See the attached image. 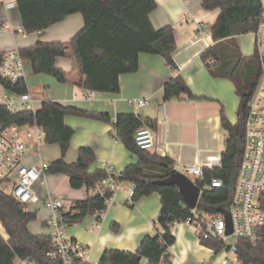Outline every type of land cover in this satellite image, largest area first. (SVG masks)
<instances>
[{
	"label": "trees",
	"instance_id": "1",
	"mask_svg": "<svg viewBox=\"0 0 264 264\" xmlns=\"http://www.w3.org/2000/svg\"><path fill=\"white\" fill-rule=\"evenodd\" d=\"M200 3L204 10H219L209 28L213 43L201 52L202 61L211 75L230 79L235 85V93L240 96L237 121L229 122L220 112L226 138L219 164L205 168L203 177L194 180L199 187L215 177L220 178L223 184L220 188L201 191L196 211L202 216L219 214V207L230 202L242 155L244 116L248 100L258 85L262 62L256 48L250 56H243L236 41L238 35L256 31L260 20V0H200ZM15 7L19 10L25 33L43 31L72 13L80 12L83 18V27L67 42L38 41L18 49L21 57L30 62L34 74H50L57 82L64 83L69 77L55 62L59 57L70 56L73 73L77 77H74V82L88 91L116 93L120 90V76L137 70L140 53L159 55L171 70L176 71L172 54L175 49L173 28L165 25L156 29L149 18L157 7L154 0H15ZM2 83L9 91H26L25 81L15 85ZM181 93L194 98L180 75L163 84L164 100L178 98ZM67 114L110 122L106 112L81 110L50 99L41 101L34 113H12L0 105V121L32 124L35 120L43 131V143L58 145L60 156L49 162L48 174L68 176L70 188L80 189L85 185L90 189L106 175V171L101 167L89 170L95 161L90 146L79 147L75 160H65L74 132L64 122ZM143 124L151 129L155 127L154 120H142L132 112L115 115V137L136 156V161L126 164L118 177L134 187L132 203L153 192L159 194L161 204L156 216V232L142 237L134 251L103 249L98 264H140L142 258L147 260L146 264H173L169 247L175 237L171 226L175 222H184L190 216V208L182 200L177 185L155 184L156 180L171 174L173 160L168 155L152 152V149L139 148L134 134ZM20 205L0 188V223L4 233H0V264H14L15 259L31 264H65L61 257L47 254L52 245L48 234L30 231L29 224L35 219L36 211ZM105 207L104 197L89 195L84 199H74L62 209L63 220L68 226L82 222L86 215H96ZM262 207L264 210V197ZM256 232L254 241L239 238L236 242L239 264H264V224ZM201 243L214 250L215 254L223 247V243L215 238L201 239ZM68 264L92 263L73 256Z\"/></svg>",
	"mask_w": 264,
	"mask_h": 264
},
{
	"label": "crops",
	"instance_id": "2",
	"mask_svg": "<svg viewBox=\"0 0 264 264\" xmlns=\"http://www.w3.org/2000/svg\"><path fill=\"white\" fill-rule=\"evenodd\" d=\"M154 1L157 7L149 15L154 28L159 29L165 25L173 28L175 49L172 54L176 71L170 69L163 57L140 53L137 70L120 76L119 92H94L74 82L76 74L73 73V59L70 56L59 57L55 64L69 77L68 81L61 83L68 94L51 99L44 97L40 91L36 92V85L32 84V80H27L26 74V90L35 97L37 106L41 101L50 99L64 106L106 112L110 116V122H106L85 116L65 115L64 122L74 130L65 154L66 161L76 159L79 147L90 146L95 154V161L89 166V170L100 168L102 162H107L115 174L119 175L126 164L136 161V156L115 137L114 119L117 113L132 112L142 120L150 118L155 121V127L152 128L155 136L152 152L162 156L168 155L173 160V169L184 170L186 165L194 161H199L205 165L204 167L219 163L226 138L221 127L220 112H223L229 122H235L236 119L234 115L232 117L231 112L238 102L232 81L211 75L201 58V52L213 43L209 28L219 10H204L200 0ZM183 14L192 17L193 21H179ZM83 25V18L79 12L67 15L62 21L48 26L43 31L13 35L11 30L22 27L19 10L15 6L5 9L0 3V53L14 48L29 47L38 41L67 42ZM255 38L254 32H246L236 37L243 56L253 54ZM27 62L30 66V62ZM261 67L262 73L257 82V89L264 88V61ZM175 75L182 77L194 98L181 93L178 98L163 99V84ZM85 94L91 95L90 98L85 97ZM138 98L148 99L147 106L138 108L134 104V99ZM40 152L42 156L41 147ZM55 156H60L59 150ZM49 175L47 174L46 178ZM54 178L57 183H64L65 189H57L53 195L61 197L67 204L71 200L84 199L90 195V189L85 185L80 189L70 188L68 176ZM40 183L35 185V189L42 196L40 198H43L48 192L43 194L39 192L37 186ZM123 185L131 187L129 183L123 182ZM113 203L104 209L98 227L95 226L96 215H91L84 220L85 223L71 224L72 226L67 228L68 237L88 247L89 254L86 260L92 264H98L103 249L134 251L142 237L156 232V216L161 204L157 192L140 197L129 205L125 203L124 194L117 191L113 196ZM39 222L43 227L42 231L33 230L29 224L30 231L35 234H47L46 219H40ZM0 233L4 235L1 223ZM171 233L175 237L174 243L169 247L173 264H224V253L219 251L215 254L213 250L199 242L191 225L185 221L174 223L171 226ZM146 262L147 260L142 258L140 264ZM14 264L27 262L15 259Z\"/></svg>",
	"mask_w": 264,
	"mask_h": 264
},
{
	"label": "built area",
	"instance_id": "3",
	"mask_svg": "<svg viewBox=\"0 0 264 264\" xmlns=\"http://www.w3.org/2000/svg\"><path fill=\"white\" fill-rule=\"evenodd\" d=\"M261 2L260 20L254 32L255 48L260 62L264 61V0ZM5 9L15 6V0H0ZM181 22L193 21L192 17L182 15ZM12 34H24L22 27L11 30ZM24 59L19 50L6 51L0 55V105L10 112L37 110L36 99L29 91L12 92L5 88L3 81L12 85L19 81H25ZM91 95L85 94L90 98ZM148 99H134V104L140 108L147 106ZM243 125L242 155L238 163V170L232 187V196L227 204L231 216V232L226 233V221L222 214L200 216L196 207L190 209V216L186 217V223L191 225L199 242L201 239L215 238L223 243L221 251L224 253L223 263L234 264L236 259V242L239 238L254 241L257 238V229L264 224V210L262 207L264 197V88H256L247 103ZM136 144L141 149L149 150L155 145V136L152 129L143 124L135 134ZM43 131L38 123L32 124L11 123L0 121V188L7 190L12 198L20 202L28 209L41 200L47 208L48 214L47 234L52 240L51 249L47 253L56 255L68 264L71 257L76 256L86 260L88 247L83 246L77 240L68 237V224L63 220L62 209L67 208L61 197L47 194L40 198L35 185L45 180L48 174L49 163L41 156L40 145L43 142ZM220 161V160H219ZM219 164V163H218ZM216 164V165H218ZM205 165L194 161L184 167L186 175H192L195 179L202 178ZM101 167L106 175L100 177L90 188V196L104 197L105 206L113 205V196L117 191L124 194L125 203L132 205L134 187L123 185L117 174L107 162H102ZM194 182V181H193ZM223 184L220 178L210 179L200 187L203 189L220 188ZM105 207V208H106ZM96 214L97 223L103 213ZM199 218V219H197ZM177 223V222H175ZM230 238V240H228ZM264 246V243H263ZM211 249V248H210ZM212 250V249H211ZM233 252L230 258L228 252ZM214 252V250H213ZM31 264V263H27Z\"/></svg>",
	"mask_w": 264,
	"mask_h": 264
},
{
	"label": "rangeland",
	"instance_id": "4",
	"mask_svg": "<svg viewBox=\"0 0 264 264\" xmlns=\"http://www.w3.org/2000/svg\"><path fill=\"white\" fill-rule=\"evenodd\" d=\"M25 74H27V80H32V84L36 85V87H37L36 92H39V91L42 92L44 97L47 96V98H50V99L51 98H61V97H64L65 95L68 94L67 90L65 88H63L61 83L57 82L54 79V77L51 76L50 74L47 75V74H42V73L41 74L32 73L31 70H30V66H29L27 61H25ZM234 87H235V85H234ZM234 91H235V89H234ZM236 96H237V101L238 102L236 104V107H234V109L231 112L232 117L234 115V118L236 119L235 121H237V118H238L237 115H236V110H237V107H238V105L240 103V101H239L240 96L238 94H236ZM40 147H41L42 156H43L44 161L50 162L51 160L57 158L55 156V153L58 154V150H59V147H58L57 144L47 145V144H44L42 142ZM178 170L181 171V172H184L183 169L182 170L178 169ZM187 176L192 181L195 180L194 176L189 175V174ZM54 177L61 178V175H55V174L49 175L44 181H42L37 186L38 189H39V192H41L42 194L45 193V192H48V194H50V195L52 194L53 195V194H56V190L57 189L58 190L65 189L64 188L65 184L64 183H60V182L57 183L56 180H54L55 179ZM124 183H126V182H124ZM7 190L9 191V189H7ZM7 190H6V192H7ZM38 195H39V193H38ZM39 196L42 197L41 195H39ZM27 208L29 210L36 211V217L30 223L31 228L33 230L42 231L43 227L41 225V222H39V221H40V219L43 220V219H45L47 217V214H48L47 208L42 204L41 200H39L37 203H35L33 205H28ZM90 217H91V215H86L85 218L82 220V222H78V223H75V224H72V225H80L82 223H85L84 220L88 219ZM72 225H70L68 227V229ZM228 240H230V238H228ZM228 253H229V257L230 258L234 257V253L233 252L229 251Z\"/></svg>",
	"mask_w": 264,
	"mask_h": 264
},
{
	"label": "water",
	"instance_id": "5",
	"mask_svg": "<svg viewBox=\"0 0 264 264\" xmlns=\"http://www.w3.org/2000/svg\"><path fill=\"white\" fill-rule=\"evenodd\" d=\"M157 185L174 184L178 186L180 196L187 206L192 209L198 204V199L200 195V187L196 185L184 172L173 169L171 174L164 179H159L155 181ZM23 208L22 205H20ZM219 212L225 218L226 221V233L231 232V216L229 215L228 205H221L219 207Z\"/></svg>",
	"mask_w": 264,
	"mask_h": 264
}]
</instances>
